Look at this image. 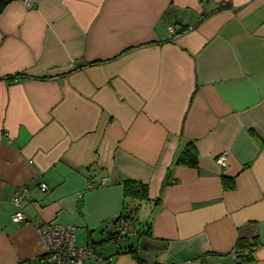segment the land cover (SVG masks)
Returning <instances> with one entry per match:
<instances>
[{"label":"crops","instance_id":"1","mask_svg":"<svg viewBox=\"0 0 264 264\" xmlns=\"http://www.w3.org/2000/svg\"><path fill=\"white\" fill-rule=\"evenodd\" d=\"M172 25L193 30L169 40ZM189 143L196 166L175 165ZM125 180L148 200L126 198ZM122 214L136 231L111 239ZM47 223L112 259L86 264H238L240 237L257 241L248 264H264V0H10L0 264H44Z\"/></svg>","mask_w":264,"mask_h":264},{"label":"built area","instance_id":"2","mask_svg":"<svg viewBox=\"0 0 264 264\" xmlns=\"http://www.w3.org/2000/svg\"><path fill=\"white\" fill-rule=\"evenodd\" d=\"M192 29V27L189 28V30ZM177 37L176 27H170L169 38L174 40ZM227 161L226 153L221 154L216 159L217 164L222 168L227 167ZM40 188L45 192L48 186L41 183ZM27 192L28 189L23 187L12 199V204L16 207V211L12 215V222L14 223L21 224L26 221L22 205ZM37 232L45 249V264H85L88 261H102L92 246H79L77 244L76 229L72 226L44 224L37 229ZM121 232L129 233L127 226L123 227ZM111 261L112 259H109V262Z\"/></svg>","mask_w":264,"mask_h":264},{"label":"trees","instance_id":"3","mask_svg":"<svg viewBox=\"0 0 264 264\" xmlns=\"http://www.w3.org/2000/svg\"><path fill=\"white\" fill-rule=\"evenodd\" d=\"M9 3H10V0H0V16L2 15L4 9L7 7V5ZM172 26L176 27L177 36L178 37H179V35L181 33L185 32V31H191V30H189V28H191V27H188L186 30H182V31L180 30L179 31L177 26H175V25H172ZM172 26H170V27H172ZM170 27H169V29H170ZM168 37H169V30H168ZM169 40H173V39L169 38ZM148 44H151V43L143 44L141 46L148 45ZM133 49H134L133 47L132 48H128V49L124 50L117 57L122 56V55L132 51ZM11 79L12 78H5V80H8V81H10ZM197 161H198V152H197L196 146L193 143H189L187 145L186 150L178 155V157L176 159V162H175V165H186V166H190V167H195L196 164H197ZM167 182H169V181H167V179H166V182L163 183V186H162V189H161V195L163 194L164 188L169 185ZM122 184H123V187H124V192H125V197L126 198L133 199V200H138V201L140 199L148 200V186L147 185L142 184V183L137 182V181H134V180H125V181L122 182ZM227 185H228V183H227V181H225L224 182V186L227 187ZM97 187H98V185L94 184L92 188H97ZM20 189L21 188H19V190ZM79 196H81V194H79ZM160 199L161 198H158L156 200V202H159ZM124 217L126 218V216H123V214H122L121 217L116 221L113 233L111 234V239H118V238H121V237H125V236L128 237L129 236L128 233H122L121 232V230L123 228L122 226L118 227V225L125 220ZM47 224H55V223H47ZM66 226H72V225H66ZM72 227H74L76 229V237H77V228L75 226H72ZM256 242L250 243L246 239H243V238L240 237V239L238 240V243L236 245V249L234 251V254H236L237 257H238V262H239L238 264H248L252 260V254L254 252V249L257 247V243ZM89 245L92 246L95 249V246L93 245V243H91ZM44 253H45V249H44ZM129 253L133 257H135L136 259H139L138 256L135 254V251L131 250ZM101 258H102V261H95V262H108L109 263V259H104L103 257H101ZM41 259L43 260V263L45 264V262H44V254L41 257Z\"/></svg>","mask_w":264,"mask_h":264},{"label":"rangeland","instance_id":"4","mask_svg":"<svg viewBox=\"0 0 264 264\" xmlns=\"http://www.w3.org/2000/svg\"><path fill=\"white\" fill-rule=\"evenodd\" d=\"M141 202H137V207H138V211H139V213H141V215H142V213L144 212V210H139L140 209V206H141ZM134 213L136 212V211H133ZM132 214V213H131ZM130 214V216L129 217H132V215ZM137 214V213H136ZM139 218H140V215H133V221L135 222V223H141V222H139ZM141 221V220H140ZM144 221V220H143ZM142 221V225L144 224H146V222H143ZM131 222H132V219H131ZM137 228H138V226H137ZM139 229V228H138ZM142 229V228H141ZM127 230H128V232H129V234L128 235H130V234H134L135 233V228H134V226L132 225V223H131V226H129V225H127ZM80 243V242H79Z\"/></svg>","mask_w":264,"mask_h":264}]
</instances>
